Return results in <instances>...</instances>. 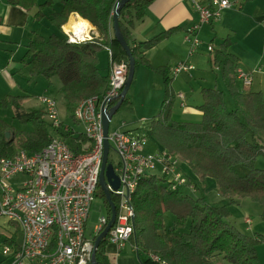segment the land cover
I'll use <instances>...</instances> for the list:
<instances>
[{
    "label": "trees",
    "instance_id": "obj_1",
    "mask_svg": "<svg viewBox=\"0 0 264 264\" xmlns=\"http://www.w3.org/2000/svg\"><path fill=\"white\" fill-rule=\"evenodd\" d=\"M6 1L11 6L33 10L35 20L47 18L60 31V35L36 34L26 43L20 61L29 66L30 78L43 76L49 79L55 76L60 80V91L72 126L71 130L58 136L72 152H84L87 148L86 138L76 128L78 123L73 118V110L80 100L99 96L107 89L109 71L107 74L99 71L98 52L109 45L110 62L127 63V55L113 37L111 27V12L117 0H60L58 10L53 9V0ZM153 1L126 2L118 20L135 63L146 66H149V61L141 54L143 50L154 46L175 30L170 28L139 41L137 45H130L134 23L143 20L148 5ZM71 13L88 20L95 27L98 37L68 42L61 26ZM229 43L228 37L221 42L218 49L221 57L215 60L234 108L227 109L221 90L204 87L200 90L202 102L198 105L201 112L199 121L173 120L169 100L167 103L163 101L149 125L151 138L187 165L188 176L196 186V180L204 182L206 178L212 179L218 193L228 203L210 204L202 194L193 197L180 188L169 189L163 184L165 179L161 176H143L131 199L133 234L130 238L141 264L155 263L149 258L140 257V251L157 254L168 264H215L216 256H222L225 264H260L256 247L264 242V236L246 234L225 221L227 205L235 198L243 197L261 206L260 216L264 221V168L254 165L257 156L264 155V93L237 90V58L229 53ZM157 70L164 74L167 72L165 67ZM168 80L166 77L165 81ZM28 96L6 95L1 101L12 107V117L31 123L32 128L14 131L12 125L0 119V158L13 157L19 150L27 153L39 151L53 138L49 134L52 130L44 111L22 106V101ZM130 104L132 102L126 95L119 108ZM6 131L10 133L8 138L4 135ZM97 196L103 200L101 191ZM111 199L115 202L114 198ZM108 212L106 207V214ZM166 212L174 217L170 227L164 223ZM8 222L15 230L18 229L13 222ZM185 226L188 228L184 230ZM13 237L12 234L10 238H5V242H13ZM107 243L106 237L99 243L95 253L97 264H110L104 252Z\"/></svg>",
    "mask_w": 264,
    "mask_h": 264
},
{
    "label": "built area",
    "instance_id": "obj_2",
    "mask_svg": "<svg viewBox=\"0 0 264 264\" xmlns=\"http://www.w3.org/2000/svg\"><path fill=\"white\" fill-rule=\"evenodd\" d=\"M193 6L198 20L185 34V40L191 43V52L198 43L195 34L199 27L218 18L220 11L231 7V3L229 0L194 1ZM61 28L71 43L90 37L89 30L80 37L71 27ZM207 49L212 51L211 46ZM107 50L111 57L109 47ZM192 68V65L179 62L171 68V73L176 75ZM127 70L128 64L124 61L110 62L105 92L76 104L73 118L86 138L84 152H72L61 138L56 137L39 151L27 153L20 150L13 157L0 158V217L18 225L21 234L16 244L0 240V255L8 259L7 264H90L93 241L110 217L109 206L103 197L109 212L100 217L92 234L85 236L84 225L89 208L100 190L98 179L104 139L100 108L104 102L108 110L118 101ZM235 73L245 87L250 86V73L239 68ZM177 96L184 99L181 92ZM39 100L44 105L50 127L56 133L71 130L70 125L59 121L55 99L41 96ZM107 138L109 150L118 155V161L113 163L109 160L108 151L107 163L112 164L119 185L113 189L106 183L111 198L115 199V220L106 238L108 243L122 249L133 234L131 199L143 176L157 170L171 190L184 187L195 191L196 188L178 169L176 156L165 149L142 153L147 143L145 136L117 129L108 131ZM12 179L16 180L13 184ZM245 223L249 224L250 220H245ZM147 257L155 264H168L157 254L147 253Z\"/></svg>",
    "mask_w": 264,
    "mask_h": 264
},
{
    "label": "crops",
    "instance_id": "obj_3",
    "mask_svg": "<svg viewBox=\"0 0 264 264\" xmlns=\"http://www.w3.org/2000/svg\"><path fill=\"white\" fill-rule=\"evenodd\" d=\"M194 1L208 3L209 0H154L148 5L143 20L134 23L130 34V41L132 40L130 45L134 46L139 41L149 39L159 32L175 28L172 33L157 42L154 46L143 50L141 54L148 59L149 66L135 63L133 78L135 77L137 68L140 70V75L152 74L154 77L152 87L157 89V96H160V94L163 95L164 100L169 94V89L173 90L176 87L177 91L182 92L184 99L181 100L177 96V92L175 95L177 103L170 107L171 117L176 121L196 120L201 117L198 105L202 102L200 90L205 87L202 84L205 80L211 78L214 83L221 80L224 84L220 68L215 59L221 57L218 49L221 42L227 37L230 39L228 51L237 58L236 69L239 68L250 73L252 78L250 86L245 87L236 76L235 87L242 92L260 91L264 93V0H229L231 7L222 9L218 18L203 23L199 27L195 34L198 43L194 51L191 52V43L185 40V34L186 30L198 20L197 12L193 6ZM54 4L55 0H53V7ZM58 9L56 8V10ZM75 17L82 18L77 13H71L66 23L62 26L65 28L72 26L70 22ZM42 20L38 21L33 18V10L28 11L11 6L6 0H0V59L4 63V66L0 68V78H4L11 87H13L14 58L21 53L22 48H24L25 52L26 43L36 34L43 35ZM83 20L90 25L88 28L90 31L89 35H93L94 38L98 37L95 27L88 20ZM191 39H194V37L191 36ZM216 44H218L217 49L215 48ZM208 46L212 47V51L207 49ZM107 47L111 50L109 45L102 48L106 50L108 57L107 72L102 74H107L110 68L111 57L109 56ZM214 51L216 53L210 58L211 54L209 53ZM179 62H185L186 64L192 65L193 68L173 75L171 68ZM209 63L215 66L216 69L214 70L218 74L212 69V75L207 71ZM159 67H165L167 69L166 74L158 71L157 68ZM166 77L169 79L168 82L165 81ZM183 77L190 78V80L199 78L200 85L197 84V86H189L187 88L180 83ZM216 83L215 85H217ZM178 100H181L183 103H179ZM170 101L172 104L173 97H171ZM146 102L142 105H146ZM157 103H159V99H157ZM177 104L178 107H176ZM157 105L159 104H156L155 101L151 106L147 104L146 110L144 111L133 110L135 112L133 116L136 120L122 122L121 127H127L121 131H127L141 136L137 117L151 120L157 113L153 114L152 111L154 110L151 107L153 106V109H155ZM148 137L152 139L149 135V129ZM153 142L157 145V150H149L147 141L142 149V153H155L158 150L164 149L154 140ZM177 166L188 178L190 172L187 165L183 162H178ZM212 182L214 181L210 178H206L204 182L196 180L202 195L203 191L205 192ZM6 225L7 227L0 224V237H2L0 240L10 238L13 234V242L11 243H18L21 238L18 225L15 224L18 227L17 230L7 220ZM104 252L110 264H141L136 253L135 245L131 241L127 242L122 249H117L115 245L107 243ZM142 258H148L147 254L143 253ZM7 263L8 259L0 255V264Z\"/></svg>",
    "mask_w": 264,
    "mask_h": 264
},
{
    "label": "rangeland",
    "instance_id": "obj_4",
    "mask_svg": "<svg viewBox=\"0 0 264 264\" xmlns=\"http://www.w3.org/2000/svg\"><path fill=\"white\" fill-rule=\"evenodd\" d=\"M59 1L55 0L54 9L59 8ZM48 11V10H47ZM42 20V19H41ZM43 27H42V34L45 36H48L50 33H55L60 35V31L56 29L54 26H51L49 24V21L47 18H43L41 21ZM89 35V34H88ZM89 38H86L84 41L91 40L93 35H89ZM218 44L215 45V48L217 49ZM24 53V48H22L21 53L17 55V57L14 58L13 61V87L10 86V84L7 83V81L4 78H0V119H3L7 121L10 125H12L14 131H28L31 130L32 125L29 122H23L19 119H16L13 116V109L12 107L7 103V105H4L1 103V101L6 97V95H27L29 96L25 98L22 101V105L24 108H30V109H37V110H44L43 104L40 102L39 97L41 96H47L55 99L56 101V109H57V116L60 122H62L63 125H71V118L69 114L67 113L65 101L63 99L62 92L60 91V81L57 77L53 76L49 79L43 77V76H37L34 79L30 78L29 74V66L24 64L20 61V57ZM216 53V51L209 53L211 54V57L213 54ZM4 63L1 62L0 59V68H2ZM107 66H108V57L105 49H101L98 52V68L101 73L107 72ZM195 67V66H194ZM211 69L218 74L214 69L215 66L213 64H208L207 71H209L212 75ZM192 72V70H191ZM210 77V75H209ZM179 78V77H178ZM220 79V78H219ZM154 82V77L152 74H146V75H140V70L137 68L135 72V77L133 78L130 87L126 93L127 97H129L130 101L132 102V105L130 106H122L119 108L113 115L109 123V131H115V130H122L124 127H121L122 122H127L128 120L132 121L133 119L136 120V118L133 116L135 111H144L146 110V105L149 106L153 105V103L156 101V104H159L156 106L155 109H153V106L151 107L153 114L159 111V109L162 106V100L164 98L163 95L160 94V96H157V89L152 87V83ZM181 84L185 85L187 88L189 86H197L200 85V79L193 80L190 78L183 77L180 81ZM216 83V82H215ZM214 81L211 78H208L204 81L203 86L205 87H215L223 92V99L225 101V105L227 109L231 110L234 108V103L227 92L226 88L224 87V84L221 82V80L217 81V85H215ZM189 84V85H188ZM241 86V85H240ZM179 93L180 91H177V88L171 90L169 89V94L165 98L164 102L167 103L171 97H173V103L170 105L173 106L177 103V99L175 97L176 93ZM177 93V94H178ZM182 93V92H181ZM158 97V98H157ZM175 97V98H174ZM157 99H159V103H157ZM147 101V102H146ZM149 101V102H148ZM179 103L182 102L181 100H178ZM146 102V105H142ZM186 102V101H185ZM178 103V104H179ZM183 103V102H182ZM178 104L176 107H178ZM155 105V104H154ZM148 107V106H147ZM152 114V113H151ZM46 117V116H45ZM47 119V118H46ZM139 120V133L140 135H145L148 144L147 147L150 148L149 150H157V145L153 142L152 139H149L148 137V129L150 125V119H140ZM199 119L196 120H189V121H199ZM49 126L51 124L49 123V120L47 119ZM52 127V126H51ZM121 127V128H120ZM77 129H80V126H76ZM52 131H49L51 136L53 138H56L58 134L65 133V132H55V129H52ZM9 132V131H8ZM10 135V133H9ZM52 138V139H53ZM50 142V141H49ZM177 158V157H176ZM109 160L113 163H116L118 161V155L112 150H109ZM177 162H182L177 158ZM184 163V162H183ZM254 165L259 168H264V155L259 154L255 160ZM152 174H155L159 176L160 174L157 170H154ZM188 179L193 183L194 187L196 188L195 191H190L187 188L179 187L181 190H183L185 193L190 194L193 197L201 196L202 194L200 190L198 189V186L188 177ZM16 180L12 179V184ZM162 184V182H161ZM163 184L167 185L163 181ZM98 193L100 190L98 189ZM203 196L206 200V202L210 204H227L228 201L224 199V197L218 193L216 185L214 182L210 186H208L207 190L203 191ZM235 201L227 205L228 213L225 216V221L229 224H232L237 229L241 230L242 232L255 236H264V221L260 216L261 213V206L253 202L248 197L243 198H235ZM106 214V206L100 197H96L89 208L88 216L84 225V233L85 236H90L92 234V231L95 226H97L100 222V217ZM174 219L173 215L170 212H166L164 215V223L166 227H170L172 224V220ZM250 220L249 224L245 223V220ZM0 224L6 225V219L3 217H0ZM188 226H185L183 229H187ZM12 229V228H11ZM2 238V237H0ZM257 255L259 257L260 264H264V242H260L257 247ZM140 253V257H143V253ZM215 264H225V261L223 260L222 256H216L214 258Z\"/></svg>",
    "mask_w": 264,
    "mask_h": 264
},
{
    "label": "water",
    "instance_id": "obj_5",
    "mask_svg": "<svg viewBox=\"0 0 264 264\" xmlns=\"http://www.w3.org/2000/svg\"><path fill=\"white\" fill-rule=\"evenodd\" d=\"M130 0H117L115 2V5L113 7V10L111 12V20H112V32H113V37L117 41V43L122 47V49L125 51L128 59V70H127V79L125 82V85L121 91L120 98L118 101L108 110L105 107V103L103 102L101 104V119H102V126H103V152H102V161H101V166H100V173H99V179H98V184L100 187V190L103 194V197L109 206L110 210V217L104 228L100 231V233L95 237L93 241V249L91 253V260L90 264H97L95 260V253L96 250L99 246V243L102 239H104L107 235V232L111 228L114 220H115V206L114 203L111 199L109 190L106 186V183L108 182L113 189H116L119 185V181L117 176L115 175L113 171V167L111 163H107V155L109 151V142H108V131H109V123L112 118V115L119 109L122 100L126 96V93L130 87V84L133 80V75H134V68H135V59L131 54L130 46L125 40L124 36L121 33L120 27H119V14L121 11V8L123 5ZM5 138L9 137V132H5Z\"/></svg>",
    "mask_w": 264,
    "mask_h": 264
},
{
    "label": "bare ground",
    "instance_id": "obj_6",
    "mask_svg": "<svg viewBox=\"0 0 264 264\" xmlns=\"http://www.w3.org/2000/svg\"><path fill=\"white\" fill-rule=\"evenodd\" d=\"M72 26H67L68 28L71 27L72 29L71 30H74V32L79 35L80 37L82 36L81 34L83 32H87L88 28H89V24L84 21L82 18H72L71 19V22Z\"/></svg>",
    "mask_w": 264,
    "mask_h": 264
}]
</instances>
